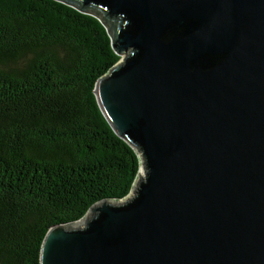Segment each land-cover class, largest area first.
Masks as SVG:
<instances>
[{
	"label": "water",
	"instance_id": "95a60500",
	"mask_svg": "<svg viewBox=\"0 0 264 264\" xmlns=\"http://www.w3.org/2000/svg\"><path fill=\"white\" fill-rule=\"evenodd\" d=\"M56 1L106 28L94 93L143 174L51 226L39 264H264V0Z\"/></svg>",
	"mask_w": 264,
	"mask_h": 264
},
{
	"label": "trees",
	"instance_id": "16d2710c",
	"mask_svg": "<svg viewBox=\"0 0 264 264\" xmlns=\"http://www.w3.org/2000/svg\"><path fill=\"white\" fill-rule=\"evenodd\" d=\"M119 58L93 15L0 0V264H39L51 226L130 192L142 158L94 93Z\"/></svg>",
	"mask_w": 264,
	"mask_h": 264
},
{
	"label": "rangeland",
	"instance_id": "374dc122",
	"mask_svg": "<svg viewBox=\"0 0 264 264\" xmlns=\"http://www.w3.org/2000/svg\"><path fill=\"white\" fill-rule=\"evenodd\" d=\"M143 167H141V173L143 174V169H142ZM140 173V175L138 176V178L139 177H141L142 176V174ZM127 198V197H126ZM126 198H124L123 200H121V201H124Z\"/></svg>",
	"mask_w": 264,
	"mask_h": 264
},
{
	"label": "bare ground",
	"instance_id": "6f19581e",
	"mask_svg": "<svg viewBox=\"0 0 264 264\" xmlns=\"http://www.w3.org/2000/svg\"><path fill=\"white\" fill-rule=\"evenodd\" d=\"M141 172V171H140ZM142 174V173H141Z\"/></svg>",
	"mask_w": 264,
	"mask_h": 264
}]
</instances>
